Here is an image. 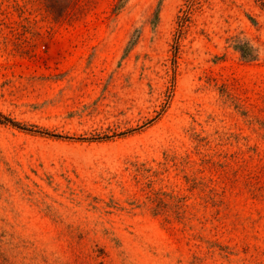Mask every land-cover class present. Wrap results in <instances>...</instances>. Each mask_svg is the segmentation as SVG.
Returning <instances> with one entry per match:
<instances>
[{
  "label": "rangeland",
  "instance_id": "1",
  "mask_svg": "<svg viewBox=\"0 0 264 264\" xmlns=\"http://www.w3.org/2000/svg\"><path fill=\"white\" fill-rule=\"evenodd\" d=\"M0 264H264L263 0H0Z\"/></svg>",
  "mask_w": 264,
  "mask_h": 264
},
{
  "label": "trees",
  "instance_id": "2",
  "mask_svg": "<svg viewBox=\"0 0 264 264\" xmlns=\"http://www.w3.org/2000/svg\"><path fill=\"white\" fill-rule=\"evenodd\" d=\"M263 2H264V0H263ZM9 122H11V121H9Z\"/></svg>",
  "mask_w": 264,
  "mask_h": 264
},
{
  "label": "clouds",
  "instance_id": "3",
  "mask_svg": "<svg viewBox=\"0 0 264 264\" xmlns=\"http://www.w3.org/2000/svg\"><path fill=\"white\" fill-rule=\"evenodd\" d=\"M257 54H259V53L257 52Z\"/></svg>",
  "mask_w": 264,
  "mask_h": 264
}]
</instances>
